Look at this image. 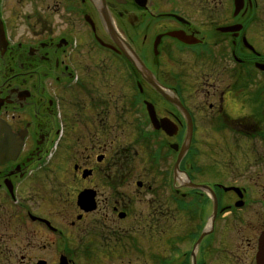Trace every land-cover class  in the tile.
Segmentation results:
<instances>
[{
  "label": "flooded vegetation",
  "instance_id": "flooded-vegetation-1",
  "mask_svg": "<svg viewBox=\"0 0 264 264\" xmlns=\"http://www.w3.org/2000/svg\"><path fill=\"white\" fill-rule=\"evenodd\" d=\"M128 54L147 66L150 56L163 86L178 80L168 70L193 61L235 77L264 55V0H0V260L128 264L146 253L149 264H180L179 253L193 264L205 198H189L196 211L182 214L190 228L177 238L171 190L180 187L170 157L148 164L136 151L129 157L119 149L129 122L108 114L107 92L132 87ZM137 158L155 175L133 174ZM70 166L72 178L63 179ZM183 238L179 248L174 239ZM205 240L195 264L215 257Z\"/></svg>",
  "mask_w": 264,
  "mask_h": 264
},
{
  "label": "rangeland",
  "instance_id": "rangeland-1",
  "mask_svg": "<svg viewBox=\"0 0 264 264\" xmlns=\"http://www.w3.org/2000/svg\"><path fill=\"white\" fill-rule=\"evenodd\" d=\"M259 44L260 41L258 42V45ZM148 64L149 69L152 70L154 64L151 62L150 56ZM188 69L189 66L186 70ZM187 72L190 74V77L187 78V81L184 84L186 92L188 93V95H186V100H188L187 103H189V107L194 111L196 115L197 124L199 126L197 134L198 139L196 140H198V145L202 149V155L198 156L197 161H200L201 164H203L204 173L198 176V180L211 179L221 181L225 184V186H244L246 188V193H249L251 195V198L261 201V199H264V139H255V144L253 145L249 142V140L242 139L238 144L236 141V137L227 134L226 128L222 126L224 122L230 124V121L222 115H224V113L228 111L227 115L230 118H239L240 105L238 104L242 100H244L246 103L242 106L241 112L246 113L247 115L240 124L245 125L249 129V131H258L260 126L263 128L264 82L259 85V87H254L251 86L250 83L245 84L243 81L237 80L235 82L234 77H232L231 79L226 77L224 81V78L216 77V75L214 74V70L211 69V67H208L207 70H203L204 74L208 78L206 80L198 79L197 77H195L193 74V69ZM210 85H212V87L215 89V94H209L210 96H212L211 99L204 98V96L200 93V90L202 89L203 91L207 86V91H210ZM224 85L227 88H238L236 93L241 94L239 102H236V100L232 99L230 96H224V101L219 102L218 94ZM111 86L113 87L112 84ZM117 87V90H113L110 88L111 92H107L106 104L107 107L110 106V110H112L115 108V104L118 103L120 113L122 114L124 109L127 108L124 107V105L125 96L128 93V89L121 88V86L119 88V85ZM229 91L233 92L232 90ZM97 96H99V93H97ZM151 96L154 99V96ZM199 96L203 99L202 101H200ZM154 100L157 102L156 99ZM247 100L251 101L250 106L247 105ZM96 101L98 102L97 99ZM209 101H214L213 105L210 108L207 107ZM219 106L224 107L222 112L218 111ZM159 107H161V109L166 113V110L170 109L167 105H165L164 107L163 105H161ZM211 110H214L216 114H213ZM66 112L68 113V115L70 114L69 111ZM108 114L112 116V114ZM250 115H252V117L249 121L248 117ZM122 116L130 123L135 114L134 111L132 112L130 110V112L127 113L126 111ZM112 118L114 117L112 116ZM216 118L220 120V125L218 127H216L214 122H212L215 121ZM232 120L235 121L234 119ZM139 121L143 123L141 118L139 119ZM112 125L114 126V128H118L115 120H112ZM114 132H116V130ZM236 136L239 139V135ZM132 140L133 135L131 134V127L129 124L128 130H126L122 136V140L120 141L122 142V145L119 146V149H125L128 144L132 142ZM117 149L118 148H116L114 145L113 151ZM68 154L69 153H64V157ZM133 156H136V153H134L133 155H129V157ZM133 163L135 166L134 171L132 170L133 174L148 173L151 176L155 175V173L149 172V169L142 170L143 167H145L143 158H137ZM121 171L122 169H117L114 171V173L120 174ZM67 177L72 178L71 166L64 173L63 179ZM74 183L75 181L71 182L68 180V182L63 183V187H65L67 191H70L68 187L73 186ZM67 184H70V186H67ZM159 196L161 197L162 201H164L163 199L166 198V194L162 189L159 191ZM228 197V195L225 196L226 203L230 202L227 199ZM143 205L144 204H141L140 202H133L131 204V207H133V209H135L136 211H139L143 208ZM65 210L67 212L72 211V209L68 207H66ZM55 211L57 213H63V206L55 209ZM248 212L250 213L246 214L245 223L243 224H239L229 216L222 218V221L218 226V233H216L217 243H210L213 241L212 238H208V241H204V244L208 242L209 245H214L211 249L216 252V256L214 258L207 259L209 264L253 263L252 259L254 255V236L259 229L261 230L264 228V206L262 204H256ZM181 216V214H177V220H179ZM72 219L74 218L72 217L69 222ZM182 220L183 221H177V230L181 231V234L178 235L177 238L183 237L184 235L187 237V231L190 228V225L187 224L188 220L183 217ZM81 224L83 225L82 222ZM174 240L179 248H185L188 242L187 239L185 240L184 238L181 240ZM215 244H218V246ZM169 253L170 252L166 254ZM141 259L143 260L141 264H149L148 254L146 253L144 255H141L135 262L129 261L128 264H137ZM85 261L88 264H92L88 261V259H84V263ZM117 261H110L109 263L119 264ZM0 264H8V262L5 260H0Z\"/></svg>",
  "mask_w": 264,
  "mask_h": 264
},
{
  "label": "bare ground",
  "instance_id": "bare-ground-1",
  "mask_svg": "<svg viewBox=\"0 0 264 264\" xmlns=\"http://www.w3.org/2000/svg\"><path fill=\"white\" fill-rule=\"evenodd\" d=\"M260 258H261V259H263V256H262V254L260 255Z\"/></svg>",
  "mask_w": 264,
  "mask_h": 264
}]
</instances>
